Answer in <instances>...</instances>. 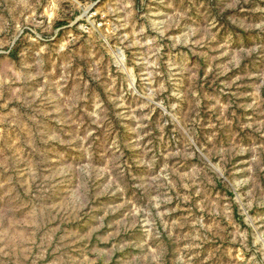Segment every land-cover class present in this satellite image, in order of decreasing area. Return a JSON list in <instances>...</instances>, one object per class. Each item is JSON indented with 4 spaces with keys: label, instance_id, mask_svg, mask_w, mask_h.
I'll return each mask as SVG.
<instances>
[{
    "label": "rangeland",
    "instance_id": "1",
    "mask_svg": "<svg viewBox=\"0 0 264 264\" xmlns=\"http://www.w3.org/2000/svg\"><path fill=\"white\" fill-rule=\"evenodd\" d=\"M0 264H264V0H0Z\"/></svg>",
    "mask_w": 264,
    "mask_h": 264
}]
</instances>
